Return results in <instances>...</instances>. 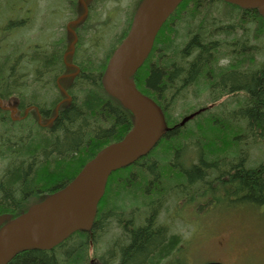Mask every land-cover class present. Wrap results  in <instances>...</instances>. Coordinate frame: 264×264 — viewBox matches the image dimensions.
Returning a JSON list of instances; mask_svg holds the SVG:
<instances>
[{
  "label": "trees",
  "instance_id": "obj_1",
  "mask_svg": "<svg viewBox=\"0 0 264 264\" xmlns=\"http://www.w3.org/2000/svg\"><path fill=\"white\" fill-rule=\"evenodd\" d=\"M214 5L217 8L228 5L230 11H225L219 20H228L230 15L236 23L214 32L218 20L213 16ZM245 14L248 21H245ZM175 18L176 22L171 25L170 21ZM237 25L243 26L244 36H248L245 51L236 37ZM13 26L18 28L16 23L10 28L0 24V28L7 32ZM167 28L174 29V36L159 38L158 35L156 49L139 68L136 75L139 82L136 81L141 90L163 107L169 124L177 123L185 114L191 113H182V108L178 115L175 113L180 103L189 100L188 92L196 95L209 92L212 80H221L224 86L246 85L249 90L247 110L226 111L219 117L202 111L192 123L190 120L168 131L149 154L111 174L91 232H75L52 250L20 252L8 264H89V243H98L97 235L108 226L104 233L112 228L114 221H111L110 214L113 210L126 213L140 201L144 203L145 212L149 211L147 217L152 214L157 219V210L165 201L177 203L176 200L183 199L195 215L203 217L194 218V230L200 232L206 220L204 214L195 211L194 205L198 204L200 188L206 189L207 195L212 194L209 180L216 178L223 181L212 195L217 196L219 206L222 196L226 198L224 192L243 194V201L251 205H247L248 209L256 211L259 220L264 222V159L256 162V166H250L253 162L249 157L264 146V63L262 67L254 65L256 45L249 43V40L264 38V16L255 9L244 10L223 0H184L159 34ZM6 34L0 39V58L4 57L0 59V94L3 96L8 86L5 69L12 66V59L15 58L14 63H17L16 52L19 50L18 39L4 46ZM214 37L234 47V65L231 67L234 71L217 67L215 47H210ZM195 50L199 55H194ZM98 66L101 67L92 56L86 59L87 72L97 70ZM98 69L100 73L102 69ZM82 91L80 95L83 96L60 113L50 131L34 123L23 125L0 109V158L6 167L0 174V215L15 217L49 193L64 187L98 151L123 138L131 128L130 112L102 89L100 77L97 80L90 78ZM239 93L236 97L240 100ZM193 102L195 111L201 104ZM31 131L33 137H21L23 132ZM237 165L245 167L235 168ZM142 189L146 190L142 192ZM32 197L38 199L30 202ZM150 198L154 205H149ZM158 204L159 207H155ZM253 205H262L263 209L258 210ZM151 227H140L133 232L131 242L128 240L129 244L122 248L121 256L108 255L102 262L160 264L165 260V264H171V260H177L169 258L176 236L167 239L165 233L157 229L167 228V225H158L156 220Z\"/></svg>",
  "mask_w": 264,
  "mask_h": 264
},
{
  "label": "flooded vegetation",
  "instance_id": "obj_2",
  "mask_svg": "<svg viewBox=\"0 0 264 264\" xmlns=\"http://www.w3.org/2000/svg\"><path fill=\"white\" fill-rule=\"evenodd\" d=\"M44 1L45 0H35V4L33 5L29 0H24L18 9L19 17L16 20H10L9 17H4L3 23H1L2 27L4 23H6L5 27H9L11 24L16 23L20 29L27 26L32 22V12L35 6L42 7V5L45 4ZM55 2H57V4L53 7L52 5H47V3L44 5L46 8H43L40 16L36 19L32 27L33 35L28 36L29 43L20 35L18 61L14 66L12 65L7 69L5 75L8 86L10 85L12 88L6 90L4 96L0 94V99L2 101L0 103V109L6 116H9L12 120L23 125H28V123L37 124L47 131H50L54 127L56 120L63 110L69 108L74 102L77 103L78 98L83 96V94L80 95L83 93L82 88L85 87L86 84H89L90 78L97 80V77L98 79L100 77L101 87L105 91L102 85V75L114 50L128 34L134 14L139 5V3L135 5L134 10L131 12V17H128L126 25L116 35L115 31L119 25V15L117 11L122 7L121 0H55ZM109 3L112 4L109 6ZM225 6H218V8ZM104 12L105 18L102 17ZM174 13L172 15H174ZM47 15H50V17L56 15V18L49 23L45 19ZM107 15L109 16L108 19L110 23L107 21ZM245 15L247 16V14ZM176 19L177 18L170 21L171 25L176 22ZM169 20L170 17L168 21ZM200 22L201 20L199 19L197 22L198 25ZM234 22L235 21L232 20H217L214 32L225 29L228 24L233 25ZM104 24L108 25L107 32L103 35H99V30L101 31V27ZM237 27V34L240 28L244 31L243 26L237 25ZM44 30H48V33L50 31L52 32L51 36L49 34L46 35V42L36 39L35 34L37 32V35H40ZM109 33L114 35V39L112 38L111 40L109 38ZM161 33L157 34L155 41L158 39V35L159 38H161V36L168 38L169 35L173 37L175 31L174 29L170 30V28H167ZM196 34L199 38V44H201L200 37L198 36L199 34ZM236 37L238 38V36ZM89 38L92 39L90 40ZM105 39L110 41L109 46L105 45ZM238 39L245 51L248 47V36H244L243 32L241 38ZM117 42L119 43L115 46L114 44ZM210 47L211 49L215 47L216 53L214 57L217 67L219 69L234 71V68H231L234 65V47L230 43L215 37L211 41ZM91 49L97 54L96 62L101 65V67L98 66V68L102 69L100 73L98 68L97 70L94 69L87 72V68L85 67L86 59L89 58ZM154 49H156L155 43L152 51H154ZM194 55H199V52L195 50ZM156 57H158V54ZM102 58H105L103 62H101ZM242 70L244 71V68H242ZM135 80H137L136 76ZM137 81L139 82V80ZM137 86L141 90L138 84ZM183 88H185V86H183ZM239 92H241L240 100L236 97V94ZM248 100L249 90L246 85L237 84V86H234L230 84L224 86L221 80H212L210 91L208 92V99L200 108H204L203 111L206 113L208 112L213 116L219 117L221 116L220 114H226V111L231 113H234V111L239 112V110H242V112L246 111ZM218 109L222 110L217 112ZM177 123L172 122L170 126L172 127ZM174 128L176 127L172 129ZM33 134L32 131L23 132V136L21 137L27 135L33 137ZM239 166L240 165H237L235 168L245 167V165ZM231 175L232 172L226 177V181L230 179ZM220 182L223 181H218L217 178L209 180L212 194L210 193L207 195L208 192L206 189H199L198 204L194 205V209L196 212L204 214L206 223L202 229L204 231L209 230L214 236L220 234L222 240L219 241V243L225 245L231 241L232 238L230 237H233L230 228L231 224L228 222L231 216L235 215V225H242L243 229L245 227V219L246 217L249 218L251 213L246 206L247 203L245 204L241 197L243 194H236L234 191L230 193L224 192L226 198L222 196L221 206H219L217 196L212 195L217 192V186ZM199 183L200 185L202 184L201 181H199ZM233 200L237 201L236 204L233 203ZM206 209L209 211L206 212ZM151 215L145 218L138 227L129 228L126 226L127 224L123 223V220H118L120 234L115 244L120 256L122 255L121 250L124 245L127 246V244L131 242L133 232L142 226L151 227V224L153 226V221H149ZM153 219H155V216ZM128 220L133 221L134 219L129 218ZM226 221L229 227H227V225L223 227ZM153 228L155 229V227ZM161 228L157 229L163 231L167 239L176 236V243L173 246L171 254H178V259L171 260V264H183V256L181 254L184 249V240L181 234L179 232L169 233L171 228L168 226L167 228ZM124 239L125 242L123 243ZM128 240L129 242L126 243ZM171 256L169 258H171ZM160 264H165V260Z\"/></svg>",
  "mask_w": 264,
  "mask_h": 264
},
{
  "label": "water",
  "instance_id": "obj_3",
  "mask_svg": "<svg viewBox=\"0 0 264 264\" xmlns=\"http://www.w3.org/2000/svg\"><path fill=\"white\" fill-rule=\"evenodd\" d=\"M182 1L140 2L129 33L102 75L106 92L131 111L132 128L123 138L102 148L64 187L16 217L0 215V264H8L22 251L53 249L77 231H91L111 174L146 156L170 130L162 107L137 88L134 76L149 56L160 29ZM224 1L257 9L264 16V0ZM199 112L185 116L177 126Z\"/></svg>",
  "mask_w": 264,
  "mask_h": 264
},
{
  "label": "rangeland",
  "instance_id": "obj_4",
  "mask_svg": "<svg viewBox=\"0 0 264 264\" xmlns=\"http://www.w3.org/2000/svg\"><path fill=\"white\" fill-rule=\"evenodd\" d=\"M121 1H122V7L120 8V10L117 11L119 15V18H118L119 25L117 26V30L115 31L116 35L126 25L128 21V17L129 18L131 17L130 15H131V12L134 10L135 5H137L140 2V0H121ZM23 2L24 0H0V24L3 23L4 17H9L10 20L12 19L16 20L19 17L18 9ZM29 2L33 5L35 4V0H29ZM44 2L45 4L47 3V5H52V7L57 4L55 0H45ZM111 4L112 3H109V6ZM44 5H42V7L35 6L32 12V15H33L32 22H30V24H28L27 26L22 27L21 29L20 27L17 28L16 26H13L11 27V30H9L10 28L9 26L8 32L3 31L2 28H0V39H2L3 36L7 33L5 36L6 37L5 41H4L5 47L13 39L19 40L20 35L24 39H26V41L29 43L28 36L33 35L32 27L34 26V22L36 21V19L40 16L43 8H46L44 7ZM211 8L212 7H210V9ZM213 8L215 10L213 12V16L216 17L218 20H219V17L220 18L221 16L224 17V14H226L225 11H230L228 5L227 7L217 8V6H215ZM221 11H223L222 14L219 13ZM102 17L105 18V12L103 13ZM106 17H107V21L110 23L108 19L109 16L107 15ZM231 17L232 16L229 15L228 21L231 20ZM245 17H246L245 21H248V16H245ZM55 18H56V15H53L52 17H50V15L45 16V19L49 23H51V21L54 20ZM223 19H221L220 21H222ZM5 25L6 23H4V26ZM107 26L108 25L104 24L101 27V31L99 30V35H103L104 33L107 32ZM244 27H245V23H244ZM243 32L244 31H242V28L238 30V34H237L238 38H241V36L243 35ZM35 34H36V39H40L42 42H46V35L49 34L51 36L52 32L50 31L48 33V30H44L43 32H41L40 35H37V32ZM108 35L110 36L109 38L111 40L112 38L114 39V35L112 33H109ZM89 39L91 40L92 38H89ZM108 39L104 40L105 45L107 46L110 45V41ZM253 42L255 43L256 50H257V51L254 50V53H256L254 65L261 66L264 63V38L262 36V38H259V40H254V39H252V41L249 40V43L252 44ZM16 53L18 54V52ZM89 56H92L94 60L97 59V54L94 53V50L92 49L89 53ZM1 57L2 58L0 59H4L3 56ZM12 60H13L12 65L14 66L15 58ZM104 60L105 58H102L101 62H103ZM246 65L248 67L247 63ZM7 69L8 68L5 69V75L7 73ZM10 88L12 87L6 86V90H10ZM239 94H241V92ZM188 95L190 96L189 100L184 101L183 103L179 104L178 108L175 110L176 115H178L181 112V108L184 109L182 113L193 111L194 110L192 108V105L194 103L193 100L195 101V105H197V103L204 105L206 103V100L208 99V92L200 93L198 95L188 92ZM236 95H238V93ZM192 122H193V119L192 121H190V123ZM1 125L2 124L0 123V126ZM249 157L251 161L253 162V163H250V166H256L257 163H259L260 161H263L264 146H261L260 150H256L254 153H252V155H249ZM5 168H6L5 162L0 158V174L4 171ZM173 184L174 183H172L171 185ZM148 186H144V188ZM144 190L146 189H142V192ZM140 191L141 190H139L138 192ZM37 199L38 197H32L30 199V202H34ZM148 201H149V205L155 204L152 198H150ZM176 201L177 203L174 202V200L171 202L165 201L161 207H159V204L155 206L157 208L159 207V210H157L156 222L158 224L165 223L168 227L171 228V232H179L181 234L184 240V243L186 245L185 249H183V252L181 254L183 256V264H204L212 260H220V261L226 262L227 264H264V222L259 220L258 215L256 214V211L253 212L252 210H249L251 214L249 218L246 217L245 227L243 229H242V225L240 226L235 225V221H236L235 215L231 216L228 222L229 224H231L230 228L232 230L233 237L231 241H229L228 244L221 245L219 243V241L222 240L220 234L214 236L209 232V230L205 232H203L204 230L200 232H197L196 230H194L195 229L194 227L195 219L194 218L202 219L203 217L201 218V216L195 215L193 211L191 210L192 208L189 206V203L184 204L183 199L179 201L176 200ZM137 205H139V207ZM247 205L251 207L250 204H247ZM179 206H182V208ZM252 207H255L258 210L263 209L262 205H253ZM132 208L133 207L128 208V212L122 213V214L120 212L122 210L120 211L113 210V212L110 214V216H112L110 217L111 221L112 222L114 221V223L111 224L112 228L109 229L106 233H104L109 228L108 226L106 230H103L101 233L97 235L96 241L98 243H94V242L89 243V251H90L89 264H104L102 262V259H104V257L108 255H115V257H117V255L119 254V251L116 249V244H115L116 239L120 234V226L118 225V220L119 221L123 220L124 221L123 223L127 224L126 226L129 228L138 227L139 225H141V222L144 221V219L149 214V211L145 212L144 203L141 201L140 203L134 206L133 210H131ZM255 208H252V209H255ZM131 211H134V213ZM129 218H133L134 220L133 221L128 220ZM153 218H154V215H151V218L149 219V221L150 220L154 221L155 219ZM179 218L183 220H187L188 222L181 223ZM252 220H254L253 223H252ZM233 223H234V226H233ZM226 225H227V221L225 225H223V227H225ZM227 227L229 226L227 225ZM124 242H125V239L123 243ZM127 242L128 241H126V243ZM172 258H178V254L174 253L170 259Z\"/></svg>",
  "mask_w": 264,
  "mask_h": 264
},
{
  "label": "bare ground",
  "instance_id": "obj_5",
  "mask_svg": "<svg viewBox=\"0 0 264 264\" xmlns=\"http://www.w3.org/2000/svg\"><path fill=\"white\" fill-rule=\"evenodd\" d=\"M72 235V234H71Z\"/></svg>",
  "mask_w": 264,
  "mask_h": 264
}]
</instances>
